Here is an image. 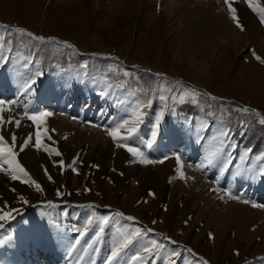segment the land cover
Instances as JSON below:
<instances>
[{"label":"rangeland","instance_id":"obj_1","mask_svg":"<svg viewBox=\"0 0 264 264\" xmlns=\"http://www.w3.org/2000/svg\"><path fill=\"white\" fill-rule=\"evenodd\" d=\"M97 1L98 7L94 9L93 0H0V18L3 20V24H0V71L3 70L9 80L12 79L11 73L17 76L18 79L13 78L12 82L20 86H24L25 81L30 82L36 78L31 90L26 88L23 90L24 95L27 96L22 98L19 105L16 106L18 100H13L0 106L5 111L4 122H6L3 123L4 126L0 124V134L4 135L7 145L13 147L17 162L28 173L27 177L18 171L13 173L8 164L0 167V214L8 212L12 218H15L19 210L25 212L26 209L24 218L29 219L23 218L25 222L19 226L20 229L14 226L15 229L14 227L11 229L15 231L13 235H9V230L3 235L0 234L2 238L0 246L7 241H14L17 244L20 241H17L16 237L18 235L20 238L24 230L22 234L28 233L26 241L32 239L30 251L38 249V252L43 254L48 252L52 257L50 255L44 257L43 263L42 259L38 260V257L30 256L32 257L30 261L28 259L25 261L23 258L24 261L21 260L20 263L34 264L33 259H36L37 264H51L52 258L57 257L56 254L61 255L58 257L60 262L64 254L66 257L68 237L64 235L59 238L50 235L44 236L43 239L41 235L40 239L44 241L38 242L35 238V230L39 234H43L47 228H51L53 234L67 233L66 226L73 219L71 227L83 232L89 226L86 220L90 218L97 222L92 225L88 233L90 243L97 237V233L101 232L100 228L103 224L98 223V220L106 216L109 217L110 230L106 231L107 237L104 235L97 247L103 250L104 255L106 254L103 256L104 264H108L107 257L111 255L113 248H118L125 236L131 235L137 228L141 230L142 235L134 238L127 248L122 249L112 264H120V261L123 262L122 264H204V262L264 264V233L256 231L257 228L253 225L251 217L247 214L245 219L241 213L236 224H233V218L230 226H222V218L226 217L225 209L202 216L200 211L204 206H194L195 202L191 195L198 191L192 184V176L183 172L182 165L183 158L189 165L195 166L198 162H204L199 159L201 154L206 158L210 149L212 153L221 149L214 164L209 169L206 168L212 177L219 176L218 183L217 181L213 183L217 187L219 183L225 185L222 188L223 192L230 191L232 196L236 197L232 198L228 195L233 200L253 206L256 199L257 210L264 209V190L263 195L259 196L258 193L257 197H254V192L249 190L247 193L253 199L242 200L239 199L236 188L237 185L243 188L254 187V178H257L260 172L264 173V123H261L264 115L261 116L259 112H264V63L256 60L253 55L255 52L264 59V40L253 39L254 27H250L249 31L240 22L241 27L236 26L237 21L232 19V12L228 16L232 23L229 30L227 26L226 29L218 26L215 20L207 25L195 11L201 0H186V2L166 0L164 3H161L162 0L158 2L156 0ZM170 3L175 7L174 18L173 16L167 18L164 12ZM253 3L264 7V0H253ZM232 6L236 9L238 20L251 16L257 20L255 22L257 33L259 30L264 31V24L261 23L259 14L248 6L246 0H233ZM239 7H242V17L237 12ZM12 24L24 30L28 29L29 31H25L33 32L34 36L56 38L48 41L37 40L16 32L11 28ZM198 34H203L206 40L217 41L218 45L203 47V43L197 42ZM235 38L240 44L231 43ZM66 43L71 44L72 48L65 47ZM262 45L263 49L260 47ZM75 47L85 51L110 50L116 52V59L84 56L78 54ZM175 53H178L177 60L174 59ZM19 56L23 57L22 65L19 64V60H12L13 57ZM121 57L125 61H122ZM29 60L30 62L26 63ZM191 60L193 64L189 63ZM16 61L19 62L15 63ZM131 62L144 63L156 69V72H162L164 76H182L193 81L194 84L186 86L148 71H137L136 68L130 67ZM32 64L40 75L36 76V71L30 75L34 68ZM82 64L88 66L90 73H97L98 76L108 78L113 83L122 82L136 94L135 105L133 98L127 92L120 91L117 107L107 106V110L118 123H121L128 119L125 118L127 115H131L129 119L133 118V113L126 110L128 107L134 106V111L137 105H141L140 110L144 113V117L137 126L136 133H141L143 124L147 131L151 130L149 138L153 137V131H156L159 133L158 137L168 139L172 145H181L177 150L179 165L177 157H163L152 161L144 154L134 156L127 152L126 147L118 146V142L110 135L108 142L103 141L99 147H96L90 140L86 142L79 140L78 134L73 130L60 134L59 125L54 124L51 117L60 116L54 113L40 117L39 127L28 119L30 115L38 112L34 108L27 107L30 98L28 94L39 91L41 93V90L46 91L49 88L54 91L60 78H63L62 75L66 74L64 79H67V74L73 70L77 72L79 69L82 70V75L85 77L82 68H73L83 66ZM60 68L62 71H59ZM67 68L69 69L65 73L63 70ZM55 72L56 75H52ZM90 80L93 83L90 81L87 87L93 86L97 81ZM100 81L98 82L102 83ZM41 82V88L35 86H40ZM104 83L108 85L106 80ZM197 85L217 93V96L195 91ZM186 91L194 95L190 94L180 102L179 96ZM106 92L114 96L112 90ZM101 93L105 92L100 91V96H104L105 99V95ZM124 93L127 96L126 100L122 96ZM161 95L167 99L162 101ZM172 97L176 99L173 100ZM0 100L4 101L2 98ZM148 100L152 101L151 105L143 107ZM88 103H80V105ZM240 104H250L259 111L245 112L239 108ZM43 112L50 113L47 110ZM75 112L78 117L79 110ZM11 113L18 115L19 127L12 122ZM9 118L11 122H8ZM71 118L75 119L74 116ZM158 118L160 126L157 129ZM68 120L72 121V119ZM12 123L13 125H10ZM74 124L77 127V123ZM181 127V130L178 129ZM200 128H205V136H208L203 150L195 148V144L190 142L186 146L183 144L184 141L178 138L189 137L188 130L199 131ZM98 129L106 131L110 128L103 126ZM194 130L192 132L195 134ZM37 131L41 133L42 146L39 148L36 147ZM222 133L227 135H221ZM13 134L17 138L14 146L11 140ZM30 134L32 139L28 146L20 151ZM170 137L177 142L173 143ZM124 143L128 144V141ZM211 144L213 147L209 148ZM190 148L191 151L187 150ZM46 149L55 151L50 152ZM195 150L196 153L193 154ZM123 151L129 156L121 161ZM258 154L262 155L260 165V161L256 159ZM185 156L194 162L189 163ZM142 160L152 163L141 162ZM222 161L230 162L227 166L225 164L221 166ZM169 163L173 164L172 169L169 168ZM194 163L196 164L193 165ZM168 169L171 171L169 172ZM197 170H202L200 172L208 177L204 169L197 167ZM13 174L17 179H12ZM228 180L235 183L228 186ZM37 184L40 186L39 189L36 187ZM211 198H208L210 202ZM86 199H97L120 206L129 213L142 217L147 225L133 222L120 225L111 211L96 212L94 217L89 210L90 206L80 210L74 208L76 210L72 212L70 205ZM36 203L47 207L49 214L37 212L34 217L37 220L45 219V222L36 221L34 229L30 223L32 216L29 212L30 206ZM248 209L252 208L248 207ZM211 216L212 221L209 220ZM262 225L264 229V222ZM152 240L157 242L158 248L151 245ZM32 246L37 248L33 249ZM145 247L152 248V253H145L143 251ZM30 251L21 254L28 256L27 252ZM79 252L75 255L76 259L82 255ZM174 252H179L180 255L175 256ZM91 257L83 264H87ZM13 259L15 261V258Z\"/></svg>","mask_w":264,"mask_h":264},{"label":"bare ground","instance_id":"obj_2","mask_svg":"<svg viewBox=\"0 0 264 264\" xmlns=\"http://www.w3.org/2000/svg\"><path fill=\"white\" fill-rule=\"evenodd\" d=\"M158 2V0H156ZM184 2H186V0H183ZM166 2V0H162L161 3ZM192 3V2H190ZM199 5L196 7V14L201 16L204 19V23H206L207 25L212 24V21L215 20L217 25L220 27H223L224 29H226L228 27V30L230 28V26H232V23L230 22V20L228 19L231 14L229 11V8L227 7V5L225 4V2L223 0H201L199 1ZM193 4V3H192ZM226 5V6H225ZM93 7L94 9H96L98 7V1L97 0H93ZM175 7H173V4H169L168 8H166L164 10L166 17H170L173 16L172 18H174L173 12H174ZM237 12L238 15H241L242 17V7L237 8ZM241 14H240V13ZM195 14V16H196ZM194 16V15H192ZM218 16V18H217ZM232 16V15H231ZM231 18V17H230ZM194 20V19H193ZM232 20V19H231ZM214 21V22H215ZM247 30L249 29V31L251 30L250 27H254L255 29V33L253 36V39L259 40V39H263L264 40V34L262 30H259V33H257V26L255 25V22L257 20L251 18V16L246 17V19H243V17L241 19L238 20ZM176 23V22H175ZM177 24V23H176ZM172 25H175L174 23H172ZM236 25V23H235ZM193 26V25H192ZM227 26V27H226ZM237 26V25H236ZM210 27V26H209ZM248 27V28H247ZM209 29V28H208ZM170 32V31H169ZM220 33V32H219ZM222 34V33H221ZM262 35V36H261ZM197 42H201L203 43V47H208V46H217L218 42L217 41H209L208 39H204L203 34H198L197 35ZM238 38V37H237ZM252 38V37H251ZM215 39V38H214ZM232 41V40H231ZM230 42V41H229ZM233 45H238L240 44L238 42V40L233 39V41L231 42ZM230 43V44H231ZM263 49V45L260 46ZM178 53L174 54V59L177 60L179 59L177 57ZM193 60V59H192ZM189 61L190 64H193V61ZM20 66V65H19ZM29 66V65H28ZM21 67V66H20ZM14 69V68H13ZM17 69V68H16ZM33 69V68H32ZM200 69V68H199ZM204 71V70H203ZM10 72V71H9ZM70 72V71H69ZM21 73V72H20ZM66 73V72H65ZM70 73H73V75L75 77H72L71 79H69L67 77V79L60 78L59 80V84L53 89L54 91L50 90L52 88H49L48 90L50 92H53L54 94H57V92L59 94H62L64 91L65 92H69L71 91V89L74 90L75 94V101L77 105H80V103H87L90 101H99L101 103V99L102 97L100 96V91L103 90V92L107 93L105 88L107 87V84H105V87H101L102 83H99L98 81H96L94 83L93 86L91 87H87V85L90 83V79L86 78V76L84 77L82 75V70H78V72L76 71H72ZM202 73V72H201ZM36 74V73H35ZM34 74V75H35ZM24 75V74H22ZM61 75V74H60ZM12 79H18L17 76H14L13 73H11ZM63 76V75H62ZM12 79L9 80L8 76L6 75V73H4V71H0V87L4 88L5 86H13ZM20 79V78H19ZM25 79V78H23ZM94 80V79H93ZM30 81V80H29ZM92 82V81H91ZM102 82V81H101ZM23 83V82H22ZM29 82L25 81V85L24 86H20L19 84H15L13 87L18 86V88H16V90L21 94L24 95L23 90L26 88V85ZM93 83V82H92ZM91 83V84H92ZM49 85V84H48ZM95 90H94V89ZM46 90V91H48ZM94 90V92H92ZM36 91V90H35ZM46 91L41 90V94L43 93V95L45 96ZM34 92V91H33ZM40 92V91H39ZM110 92V91H108ZM30 93V91H29ZM108 95L103 96V100H102V105H106L107 106H112L114 105V108L117 107L118 104H116L115 102H109V100L112 98V96L107 93ZM29 95V94H28ZM47 95V94H46ZM48 95L51 97V94L48 93ZM99 96L101 97V99L99 98ZM122 96L125 97V100L127 99L126 94H122ZM19 105V104H18ZM129 106V104H127ZM89 107V106H88ZM134 107V106H133ZM133 107H128L126 110L130 113H133ZM124 109V110H125ZM107 110V108H106ZM111 110V109H110ZM119 110V109H118ZM75 111H73L74 113ZM19 113V112H18ZM76 113V112H75ZM73 114L72 116H74L75 119L71 118L72 121L68 120L69 118H67L66 116H60L59 118H54L53 116H51L53 119V123L54 124H58L59 125V132L60 134H66L68 131H74L75 133L78 134V139L79 140H84L85 142L87 140H90L93 144L96 145V147H99L100 144L104 141L105 143L108 142L109 139V134L108 132L104 131V130H99L98 128H94L92 127V124H82V120L81 117H77L76 114ZM12 114V113H11ZM7 115V114H6ZM0 116H2L3 121H4V116H5V111H3L2 113H0ZM12 122H16L18 115H16V113L12 114ZM123 116V115H122ZM125 116V115H124ZM131 115H127L125 118L130 117ZM133 117V116H132ZM6 119V117H5ZM134 119V117L132 118ZM9 121V119H8ZM70 121V122H69ZM75 121V122H74ZM123 121V120H122ZM4 124L6 122H3ZM3 123H0L3 125ZM8 123V122H7ZM72 123V124H71ZM74 123H77V127L75 126ZM120 123V122H119ZM10 125H13L10 124ZM57 125V126H58ZM82 125H84L82 127ZM112 126H115L114 124H112ZM1 127V126H0ZM75 127V129H74ZM5 128V127H4ZM191 128V127H188ZM202 128V127H201ZM199 131H195L194 129L188 130V136L186 138L178 137L180 140H183L186 146L189 145L188 142L194 143L195 144V148H199L200 150L205 149L206 146V139L208 136H205L206 132H205V128L201 129ZM178 129H182L178 128ZM2 130V129H1ZM6 130V128H5ZM194 130L195 134L192 132ZM209 130V129H208ZM179 131V130H178ZM121 135H126V131L124 129H121ZM198 138H196V136ZM208 135V134H207ZM176 136V134H174V137ZM76 136H74L75 138ZM206 137V138H205ZM73 138V139H74ZM77 138V137H76ZM186 140V141H185ZM198 140V141H197ZM216 140V139H215ZM217 142V141H216ZM184 146V145H183ZM213 145L211 144V146L209 148H212ZM208 148V149H209ZM185 149V148H184ZM191 151L190 149H187ZM214 151V150H213ZM128 152V151H127ZM123 153L125 154L126 152L123 151ZM212 153L211 149L208 153V156ZM124 154L120 157L121 161L124 160L126 158V156L128 157L129 154ZM207 154V153H206ZM230 154V153H229ZM205 155V154H204ZM207 156V157H208ZM182 158V157H181ZM130 159V158H129ZM202 161H204L203 163H206V159L203 157V155L201 154L200 158ZM182 160V159H181ZM201 163H197L196 165H199ZM221 166H223L225 164L224 161L220 162ZM182 165H183V172H185L186 174H188L189 176H192L193 178V183L196 190L198 192H194V194H192L191 196L193 197V200L195 202L194 206H201L203 205V209L200 211V214L202 216H205L208 213H216L219 212L221 209H225V213H226V217L222 218V226H230L232 224V219L234 218V222L233 224H236V222L239 220L241 213L243 214V216L246 219L247 214L251 217L252 223L254 226H256V231L259 233H264L263 232V222H264V209L261 210H257L256 207L252 206V205H246V204H242V202L238 201V200H233L231 197H229L228 195L225 194V192H223V190L219 189L215 183L209 181L207 179V177L201 173L200 171L197 170L196 165L192 166L189 165L183 158L182 161ZM173 164L169 163V168L172 169ZM196 167V168H195ZM222 167H220L221 169ZM169 170V169H168ZM171 170H169L170 172ZM183 192V191H182ZM202 193V194H201ZM210 195V197L208 196ZM212 197V198H211ZM208 198H211V202L210 200H208ZM238 201V202H237ZM239 203V204H238ZM236 204H238L237 206H235ZM248 207L252 208V209H248ZM256 208V209H253ZM249 210V211H248ZM210 213V214H211ZM212 214V215H213ZM208 217V216H207ZM209 220L212 221L213 218L212 216L209 217ZM211 224V222H209V225ZM208 225V226H209ZM221 225V224H220ZM15 229V227L13 228ZM8 230L4 231L7 232ZM12 231V230H11ZM14 231V230H13ZM17 231V230H16ZM20 231V230H19ZM24 230H22L23 232ZM217 231V230H216ZM3 232V234H4ZM21 232V236L19 238V236L17 235L16 239L17 244L14 241H7L4 242L6 244H1L0 246V253H1V259H0V263L1 264H19L22 260V262L24 261L23 258H25V261L28 259L30 261V256L26 255L23 256L21 253H23L24 251H30L31 249V245H32V239H28V242L26 241V238H28L27 236V232H25L24 234H22ZM256 232V233H257ZM1 234V235H3ZM44 236H42L43 238ZM53 238V237H52ZM44 239V238H43ZM54 239V238H53ZM46 240V239H45ZM29 242H31V244H28ZM67 242V241H66ZM33 247V246H32ZM35 248H37V246H34ZM33 247V249H34ZM72 248V247H70ZM59 249V248H58ZM64 249V248H63ZM36 251L38 252V249H36ZM56 251V250H55ZM81 252L82 255L79 256L78 259L82 260V264L85 262L86 259H88L89 257H91V255H89V253H86L83 251L82 247H75L74 250H70L67 247V252H66V257L65 254L62 256L63 259H61V261L59 262V264H79L78 263V259L75 258V255L78 252ZM79 252V253H80ZM17 253V255H16ZM29 253V252H27ZM39 253V252H38ZM5 254V255H4ZM57 257H61V255H57ZM29 257V258H28ZM36 256H33V258H35ZM43 257H47L46 254H43ZM50 257H52V255L50 254ZM15 258V261L14 259ZM92 258V262L91 263H87V264H99L98 261V256L97 257H91ZM51 259V258H50ZM3 260V261H2ZM27 260V261H28ZM46 260V259H45ZM60 260V259H59ZM90 260V259H89ZM44 263V260H43ZM22 264V263H20ZM27 264V263H26ZM32 264V263H31ZM46 264V263H45ZM50 264V263H49ZM115 264V263H113Z\"/></svg>","mask_w":264,"mask_h":264},{"label":"snow or ice","instance_id":"obj_3","mask_svg":"<svg viewBox=\"0 0 264 264\" xmlns=\"http://www.w3.org/2000/svg\"><path fill=\"white\" fill-rule=\"evenodd\" d=\"M225 4L228 6L229 8V11L232 12V19L237 21V26L238 27H241V25L239 24V21H238V18L236 16V9L232 6V3H233V0H224ZM246 3L248 4V6L254 11V12H257L259 14V17H260V21L262 24H264V7H260L259 5L253 3V0H246ZM16 32H19V33H22V34H25L29 37H32L34 39H37V40H43L44 38L43 37H39V36H34L33 33L31 32H26L24 29L22 28H17L15 29ZM65 47H68V48H72V45L71 44H65L64 45ZM253 55L255 57L256 60H258L259 62L261 63H264V59H262L260 56L256 55L255 52H253ZM37 75H40L39 73H37ZM125 75H127V73H125ZM36 83L35 80H31L27 85H26V90H31L32 86ZM102 95H108L107 93H101ZM190 94H193L194 93H189V92H185L183 95L179 96V100L180 102H183L185 97L190 95ZM160 99L163 101L165 99H167V97L161 95L160 96ZM173 100L176 99V97H172ZM5 103V101L3 100H0V106H2L3 104ZM152 103L151 100H148L144 105L143 107H148L150 106ZM141 109V105H137L136 109L133 111V117L134 119H126L124 120L123 122L121 123H118L116 124L115 127H111L110 129H106V131H108V134L112 137V139L116 142H118V146H121V147H126L127 148V151L132 153L134 156L135 155H140V156H143V153H141L138 149L134 148V147H130L128 146L126 143V141L130 140L132 138V136L136 133L137 131V126L142 122L143 120V117H144V113L140 110ZM3 112V108L0 107V113ZM47 115H51V113H47V112H37L33 115H30L28 117V119L34 121L36 124H37V127H39V124H40V117H43V116H47ZM161 115H163V113H161ZM3 118L2 116H0V123H3ZM8 122H11V118H9V121ZM17 127L20 126V122L19 121H16L15 122ZM261 123H264V120L261 121ZM159 118L157 120V124H156V128L158 129L159 128ZM121 129H124L126 132H127V135H121ZM157 135V132L156 131H153V139H155ZM221 135H227L226 133H222ZM40 137H41V133L39 131H37L36 133V147L39 148L41 147V142H40ZM16 135L13 134L12 137H11V140H12V145L14 146L15 145V142H16ZM32 139L31 137V134L29 135L28 139L25 140L24 142V145L21 146L20 148V151H23L25 147L28 146L29 144V141ZM152 146V141H149L148 142V147H151ZM48 151H55L54 149H46ZM221 149H217L215 152L211 153L208 157H206V164L205 163H201L199 165H196V167H199V168H202V169H205L207 167H210L214 164L218 154L220 153ZM57 155H60L59 152H56ZM177 163L179 165V162H180V158L177 157ZM141 162H145V163H152V161H148V160H142ZM230 161H225V166H227V164L229 163ZM62 163V162H61ZM3 164H8L12 170L13 173L15 172H19V173H22L25 177L28 176V173L25 171V169L17 162L16 160V153L13 151V147H10L7 145V142L5 140V137L3 134H0V167H2ZM262 175H264V173H262ZM12 179H17V176L15 174L12 175ZM51 179V177H50ZM33 183H35V181H33ZM218 183V181H217ZM36 187L39 189V185L37 184ZM225 194L226 195H229L231 196L232 198H236L234 196H232V193L230 191H227L225 190ZM245 203H248V201H244ZM25 203H27V201H25ZM51 203V202H49ZM254 207L258 206V205H255L253 204ZM117 216H123V213H119L117 212L116 213ZM11 214L8 213V212H3L2 214H0V221H6L8 219H11ZM127 220L129 221H134L135 220V217H132V216H128L126 217ZM109 220V217H102L101 218V221H102V224H106ZM5 227L4 223H0V229H3ZM104 229L103 227L100 228V231L102 232ZM99 235V233H97V236ZM142 233H141V230L139 228L135 229L131 235L129 236H125V239L121 242V244L119 245L118 248H113L112 250V253L109 257H107V261H108V264H112V262L114 260H116L118 258V256L120 255V252L122 249L124 248H127L128 245H130L132 242H133V239L136 238V237H139L141 236ZM151 245H153L154 247L158 248L159 245L157 244V242L155 240H152L151 242ZM143 251L145 253H149L151 254L153 249L152 248H148V247H145L143 249ZM173 255L175 256H179L180 253L179 252H174ZM134 259H139V257H134ZM204 264H206V262H204Z\"/></svg>","mask_w":264,"mask_h":264}]
</instances>
